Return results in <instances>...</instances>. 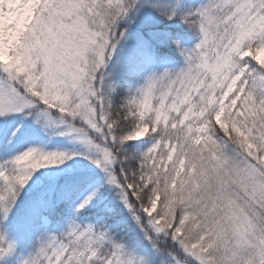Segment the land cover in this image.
<instances>
[{"label":"snow or ice","instance_id":"1","mask_svg":"<svg viewBox=\"0 0 264 264\" xmlns=\"http://www.w3.org/2000/svg\"><path fill=\"white\" fill-rule=\"evenodd\" d=\"M0 264H264V0H0Z\"/></svg>","mask_w":264,"mask_h":264}]
</instances>
